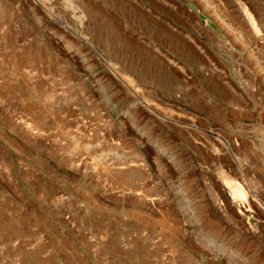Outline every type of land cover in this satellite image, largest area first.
<instances>
[{"label":"rangeland","instance_id":"rangeland-1","mask_svg":"<svg viewBox=\"0 0 264 264\" xmlns=\"http://www.w3.org/2000/svg\"><path fill=\"white\" fill-rule=\"evenodd\" d=\"M0 264H264V0H0Z\"/></svg>","mask_w":264,"mask_h":264},{"label":"bare ground","instance_id":"bare-ground-1","mask_svg":"<svg viewBox=\"0 0 264 264\" xmlns=\"http://www.w3.org/2000/svg\"><path fill=\"white\" fill-rule=\"evenodd\" d=\"M201 2V1H200ZM205 2V1H204ZM203 2V3H204ZM213 2V1H212ZM212 4H214V3H212ZM203 5V4H202ZM239 7H240V10L242 11V14L244 15V17H246L247 18V20H248V22H249V24H251L250 26L251 27H253L254 29H256V27L258 26L257 24H256V20H255V18L253 17V15H252V13L249 11V9L247 8V6L244 4V3H242V2H240L239 3ZM212 9V8H211ZM222 15V14H221ZM223 16V15H222ZM225 19V18H224ZM227 19V18H226ZM226 21H228V20H226ZM253 30V29H252ZM257 30V29H256ZM120 74V73H119ZM120 76V75H119ZM118 76V77H119ZM121 79L123 80V81H125V79L123 78V77H121ZM235 193H236V195L238 196V197H240L241 195H242V192L240 191V190H236L235 191Z\"/></svg>","mask_w":264,"mask_h":264}]
</instances>
